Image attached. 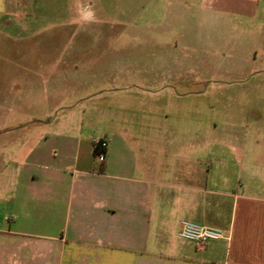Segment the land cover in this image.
<instances>
[{"label":"rangeland","instance_id":"obj_1","mask_svg":"<svg viewBox=\"0 0 264 264\" xmlns=\"http://www.w3.org/2000/svg\"><path fill=\"white\" fill-rule=\"evenodd\" d=\"M39 1L31 29L0 35V147L73 123L162 169L235 147L264 175V0ZM37 120L53 124L17 128Z\"/></svg>","mask_w":264,"mask_h":264},{"label":"crops","instance_id":"obj_2","mask_svg":"<svg viewBox=\"0 0 264 264\" xmlns=\"http://www.w3.org/2000/svg\"><path fill=\"white\" fill-rule=\"evenodd\" d=\"M39 2L0 0V35L31 29L45 16L32 13ZM75 126L0 147L9 151L0 153V264H264V175L255 163L245 170L235 147H204L202 159L162 169L124 133ZM96 139L108 142L103 163ZM183 221L225 237L200 250L178 237Z\"/></svg>","mask_w":264,"mask_h":264},{"label":"built area","instance_id":"obj_3","mask_svg":"<svg viewBox=\"0 0 264 264\" xmlns=\"http://www.w3.org/2000/svg\"><path fill=\"white\" fill-rule=\"evenodd\" d=\"M92 144L95 160L98 163H103L106 159L108 142L104 139H96L93 140ZM178 237L180 239L193 242L198 249L202 250L206 248L209 242L222 240L225 236L221 229L199 225L189 221H183L178 232Z\"/></svg>","mask_w":264,"mask_h":264}]
</instances>
